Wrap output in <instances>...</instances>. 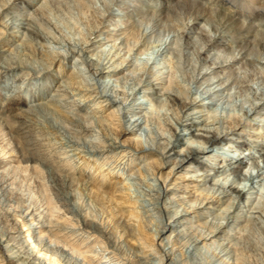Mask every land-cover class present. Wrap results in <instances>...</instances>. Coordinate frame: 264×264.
I'll return each mask as SVG.
<instances>
[{
    "label": "bare ground",
    "instance_id": "obj_1",
    "mask_svg": "<svg viewBox=\"0 0 264 264\" xmlns=\"http://www.w3.org/2000/svg\"><path fill=\"white\" fill-rule=\"evenodd\" d=\"M54 1L0 0V264H264V0Z\"/></svg>",
    "mask_w": 264,
    "mask_h": 264
},
{
    "label": "rangeland",
    "instance_id": "obj_2",
    "mask_svg": "<svg viewBox=\"0 0 264 264\" xmlns=\"http://www.w3.org/2000/svg\"><path fill=\"white\" fill-rule=\"evenodd\" d=\"M58 1H60V0H58ZM96 1V0H95ZM130 1H132V0H130ZM55 2V4H54V6H52L51 8H50V10H48L50 13H47V18H48V20L49 21H51V23H52V21H53V25H56V26H54L55 28H54V30L53 29H50V36L52 35V33H53V36H51L52 38H53V40H57V41H62L63 42V36H67V37H70V38H74L75 36H76V33H75V31H78V30H80V29H83L84 27H85V21H86V19L83 17V15H81L82 13H83V11H81L80 9H78L77 7V9H75V7H73L72 5L73 4H69L68 2V4L66 3V6H64V5H62L61 6V4H60V2H57L56 0L54 1ZM134 2V1H133ZM152 3H154L155 4V2H150V4H152ZM134 4H138V6H141V4H140V2L139 1H136V2H134ZM68 6V7H67ZM58 10H57V9ZM66 8V9H65ZM80 8V7H79ZM141 9V8H140ZM232 9H234V8H232ZM64 10V11H63ZM74 10V11H73ZM78 10V11H77ZM117 11H120L119 9H117ZM138 11H140L139 13H137V16H135V24H136V27L140 30V29H142V28H144V27H146V25L149 23V21H150V16L152 15V11L151 10H147L146 11V9H144V10H138ZM143 11V12H142ZM82 12V13H81ZM80 13V14H79ZM229 13V12H228ZM51 15V16H50ZM54 15V16H53ZM82 17H81V16ZM183 16V17H182ZM53 17V18H52ZM65 17V18H64ZM179 17V18H178ZM176 16V18L174 19V22H172V24L171 23H169V22H171V21H169L168 23L167 22H165V23H163L162 25H161V27L159 28V30H156L155 32H154V34H153V36H152V38L149 40V42L151 43L150 45H153V44H156V43H158L160 40H164L165 38H166V36L168 35L167 33H170L169 32V29H170V31H173L176 27V29L175 30H177V29H180V27H181V25H182V23H183V21H185L184 19H187V16H184V15H179V16ZM75 18V19H74ZM83 18V19H82ZM59 19V20H58ZM67 19V20H66ZM69 19V20H68ZM79 19H81V20H79ZM62 20V21H61ZM258 20H261V19H258ZM83 21V22H82ZM60 23V25H57L58 23ZM169 24H171V25H169ZM179 25V26H178ZM64 26H66V27H64ZM58 27H60V28H58ZM163 27V28H162ZM165 27H167V28H165ZM171 27V28H170ZM174 27V28H173ZM58 28V29H57ZM65 29H67V30H65ZM167 29H168V32H167ZM173 29V30H172ZM62 30H64L65 32H63ZM73 30V31H72ZM165 30V31H164ZM174 30V31H175ZM261 30V29H260ZM161 31H163V32H161ZM61 32V33H60ZM167 32V33H166ZM158 33V34H157ZM159 33H160V35H159ZM166 33V34H165ZM56 34L58 35V37L56 36ZM65 34V35H64ZM166 35V36H165ZM161 36V37H160ZM162 36H163V38H162ZM165 36V37H164ZM60 37H62V38H60ZM62 39V40H61ZM247 75H249L250 77H255L254 78V80L256 81V84H255V82H253L255 85H258L260 82H261V80H262V78H263V74H264V68H262L260 65H257V66H255V67H253V68H247V73H246ZM257 77V78H256ZM2 78V76H1V73H0V79ZM259 81H258V80ZM32 81H33V79L31 78V76L29 77V81H27L26 83H23L22 82V84L20 85V87H21V89H25L26 90V92H28V89H29V87H31V84H30V82L32 83ZM30 84V85H29ZM20 89V90H21ZM21 93H23V92H21ZM14 96H11V95H7V96H3V98L2 97H0V103H2V104H0V105H2V107L3 108H6L7 107V105H13V106H15L16 105V101H15V98L12 100V98H13ZM21 99H23L22 97H21ZM1 117H7L5 114H4V116H1ZM8 118V117H7ZM9 120H10V118H9ZM11 128H13V124H12V126H10ZM93 171V170H92ZM28 173H30V171H28ZM43 172H41V174H42ZM27 174V173H26ZM40 174V175H41ZM39 175V176H40ZM41 176H43L42 178L41 177H38V176H36V178H34L33 180L35 181H33V180H28V181H30V182H28V181H26L25 182V185L27 184V186L29 187V188H27V186H25V189H27L28 190V193H29V195H31V196H33L34 197V195H35V197H37L36 199H38L39 200V198H40V200L44 197V199L46 200V198H48V196L50 195V193H51V185H50V183H49V181H48V179H47V176L46 175H44V173H43V175H41ZM45 179V180H44ZM38 181V182H37ZM121 181V180H120ZM35 183V184H34ZM38 185H37V184ZM46 183V184H45ZM123 183V182H122ZM40 184V185H39ZM41 188H40V187ZM43 186V187H42ZM37 187H38V189L40 190V192H39V190L37 189ZM119 187H121V185L119 186ZM32 189V190H31ZM36 191V193H35V191ZM33 191V192H32ZM32 193V194H31ZM42 193V194H41ZM45 193H46V196H45ZM40 196V197H39ZM43 196V197H42ZM46 197V198H45ZM39 200V201H40ZM1 211H0V216H2V217H0L1 219H0V229L1 228H4V216L3 215H5L4 213H3V211H2V208L0 209ZM2 221V222H1ZM4 223V224H3ZM2 224V225H1ZM168 233V232H167ZM31 241H32V239H31ZM0 251H1V255H2V257L3 258H7L6 256H8V254H6V253H8V252H5V251H3V249L1 248V246H0ZM14 251V250H13ZM16 255V254H15ZM14 255V256H15ZM38 263V262H37ZM60 263V262H59ZM97 263V262H96ZM95 263V264H96ZM13 264H17V263H13ZM38 264H43V263H38ZM55 264H57V263H55ZM155 264H156V262H155Z\"/></svg>",
    "mask_w": 264,
    "mask_h": 264
}]
</instances>
